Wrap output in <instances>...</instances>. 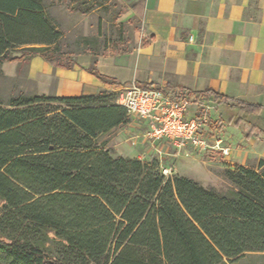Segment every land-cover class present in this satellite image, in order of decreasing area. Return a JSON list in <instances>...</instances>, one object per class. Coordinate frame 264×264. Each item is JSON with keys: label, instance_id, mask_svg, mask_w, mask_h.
I'll list each match as a JSON object with an SVG mask.
<instances>
[{"label": "trees", "instance_id": "trees-1", "mask_svg": "<svg viewBox=\"0 0 264 264\" xmlns=\"http://www.w3.org/2000/svg\"><path fill=\"white\" fill-rule=\"evenodd\" d=\"M58 2L87 15L111 1ZM57 5L0 0V264H234L264 254V161L224 169L221 191L165 177L156 161L110 156L108 140L130 122L116 93L60 98L21 88L31 82L33 57L72 70L75 57L87 55V72L105 81L96 70L105 53L85 38L82 51L62 50L65 32L49 15ZM4 63L17 64L14 77ZM175 95L233 107L210 90L177 86ZM236 106L234 125L260 112ZM42 239L59 247L56 255L37 244Z\"/></svg>", "mask_w": 264, "mask_h": 264}, {"label": "crops", "instance_id": "crops-1", "mask_svg": "<svg viewBox=\"0 0 264 264\" xmlns=\"http://www.w3.org/2000/svg\"><path fill=\"white\" fill-rule=\"evenodd\" d=\"M129 10L128 18L136 17L141 29L134 31L126 52L98 57L96 70L104 82L87 72L90 56H76L72 70L33 57L27 75L38 95L76 98L115 93L132 83L164 92L169 88L171 96L177 86L191 93L210 90L227 97L232 109L211 99L201 109L190 100L187 118L207 107L201 136L211 144L220 139V146L229 149L221 168L258 169L264 161V0H129ZM16 68V63L1 67L9 77ZM236 102L258 106L260 112L234 125Z\"/></svg>", "mask_w": 264, "mask_h": 264}, {"label": "rangeland", "instance_id": "rangeland-1", "mask_svg": "<svg viewBox=\"0 0 264 264\" xmlns=\"http://www.w3.org/2000/svg\"><path fill=\"white\" fill-rule=\"evenodd\" d=\"M52 1L58 5L50 9L49 15L61 25L65 32L59 43L63 51L71 53L82 51L84 43L82 39L85 38L86 43L91 44L98 54L117 53L120 50L129 49L134 29H141V22L136 17L128 18L129 0H110L111 2L106 6L87 15L69 14L64 3L58 0ZM121 33H124V36L119 39ZM126 39L128 42H125ZM21 88L25 91L38 92L34 80L24 84ZM165 92L173 93L169 88H165ZM200 108L202 109V106ZM143 131L141 122L136 118H130L129 124L119 129L108 140L110 156L126 159L139 157V160L146 163L156 161L158 170L162 172L163 169H168L170 171L167 177L182 176L194 180L205 188L212 187L218 191L224 189L225 184L229 183L224 174V168H221L223 156H219V153L208 150L204 152L192 147L176 152L168 143H162L160 146L158 143L147 142L143 139ZM37 244L52 256L59 251L56 244L45 239ZM234 264H264V254L251 253V255L238 259Z\"/></svg>", "mask_w": 264, "mask_h": 264}, {"label": "built area", "instance_id": "built-area-1", "mask_svg": "<svg viewBox=\"0 0 264 264\" xmlns=\"http://www.w3.org/2000/svg\"><path fill=\"white\" fill-rule=\"evenodd\" d=\"M116 103L122 106L129 118L138 119L143 125V139L152 144L166 142L176 152L192 147L200 151L214 150L229 156V149L221 147V141L211 144L201 136L207 122V107L195 117L187 118L191 104L189 98H178L155 88H144L132 83L118 89ZM162 175H170L168 169Z\"/></svg>", "mask_w": 264, "mask_h": 264}]
</instances>
